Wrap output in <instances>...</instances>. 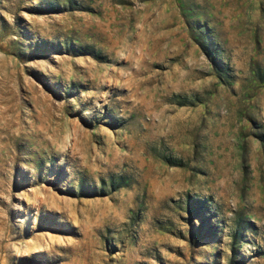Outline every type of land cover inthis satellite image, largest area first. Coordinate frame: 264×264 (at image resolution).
I'll list each match as a JSON object with an SVG mask.
<instances>
[{
  "label": "rangeland",
  "instance_id": "rangeland-1",
  "mask_svg": "<svg viewBox=\"0 0 264 264\" xmlns=\"http://www.w3.org/2000/svg\"><path fill=\"white\" fill-rule=\"evenodd\" d=\"M0 264H264V0H0Z\"/></svg>",
  "mask_w": 264,
  "mask_h": 264
}]
</instances>
